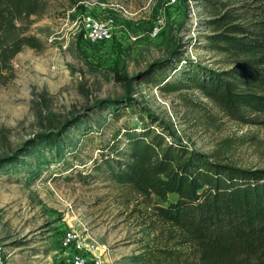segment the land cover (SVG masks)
Returning a JSON list of instances; mask_svg holds the SVG:
<instances>
[{
	"label": "rangeland",
	"instance_id": "374dc122",
	"mask_svg": "<svg viewBox=\"0 0 264 264\" xmlns=\"http://www.w3.org/2000/svg\"><path fill=\"white\" fill-rule=\"evenodd\" d=\"M43 1L41 14L17 25L44 49L24 47L12 61L14 78L0 80V264H72L73 251L61 245L67 229L94 239L103 264H158L166 250L193 259L195 250L154 210L178 196L144 198L98 162L127 127L149 126L168 142L264 170V113L233 119L191 82L169 89L163 76L180 82L174 66L148 74L182 65L184 56L229 69L231 58L207 47L214 9L207 0ZM193 9L201 17L195 36ZM88 15L112 20L111 40L86 39ZM159 16L164 28L152 37Z\"/></svg>",
	"mask_w": 264,
	"mask_h": 264
},
{
	"label": "trees",
	"instance_id": "16d2710c",
	"mask_svg": "<svg viewBox=\"0 0 264 264\" xmlns=\"http://www.w3.org/2000/svg\"><path fill=\"white\" fill-rule=\"evenodd\" d=\"M212 33L207 47L231 58L229 69L214 71L183 57L148 74L163 75L174 66L181 77L171 90L196 86L229 117L251 120L248 113H264V0H207ZM45 9L43 0H0V80L14 78L12 61L26 46L42 50L43 41L28 34L17 20ZM145 76V75H144ZM125 79L124 77H119ZM177 82V81H175ZM174 82V83H175ZM264 124V121H263ZM124 143V145H123ZM102 152L101 168L115 182L129 185L144 198L152 195L178 200L154 206L156 216L179 232L180 244L196 252L193 259L166 250L158 264H264V170L221 162L175 141L149 126L126 128ZM165 260V261H164Z\"/></svg>",
	"mask_w": 264,
	"mask_h": 264
},
{
	"label": "built area",
	"instance_id": "2783aa9c",
	"mask_svg": "<svg viewBox=\"0 0 264 264\" xmlns=\"http://www.w3.org/2000/svg\"><path fill=\"white\" fill-rule=\"evenodd\" d=\"M193 12L194 9L192 10V12H190V29L193 36H195V31L199 27L201 17L199 16L200 12L198 18L195 17V13ZM164 25V17L159 16L152 27V33L150 35L152 37L157 36L164 28ZM83 30L85 31V36L88 41L94 43L107 42L112 39L114 24L112 20L88 15L83 20ZM61 245L62 247L71 249L73 251V257L71 259L72 264H103L100 257H97L95 255V240H88L87 238L82 237L81 234L74 229H67L63 232Z\"/></svg>",
	"mask_w": 264,
	"mask_h": 264
}]
</instances>
